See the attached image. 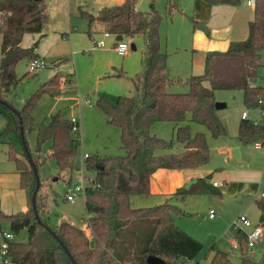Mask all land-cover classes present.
<instances>
[{
	"label": "trees",
	"instance_id": "trees-1",
	"mask_svg": "<svg viewBox=\"0 0 264 264\" xmlns=\"http://www.w3.org/2000/svg\"><path fill=\"white\" fill-rule=\"evenodd\" d=\"M206 1L237 4L241 0ZM137 2L126 0L120 6L105 9L99 16L85 10L81 12L90 22L96 19L105 22L109 32L130 36L142 34L146 42L144 68L134 78V93L120 94L115 101L102 94L96 100L107 115V121L120 129L121 147L125 153L107 156L95 153L84 159L85 167L95 173L85 189L87 230L69 219H63L52 227L40 215L38 200L41 207L47 209V191H43L42 183L36 196L41 221L35 215L32 195L36 178L22 141L19 115L26 138V134L35 128L33 111L38 98L44 91L53 92L59 86L60 76L55 74L47 80L22 107H14L8 95L28 73L19 76L16 64L24 59L40 58L34 46L24 47L21 42L26 33L44 34L48 16L44 0H0V33L3 35L0 99L15 108L0 103L7 110L8 118L0 132V140L16 134L23 144V150H20L11 139L6 155L16 163L20 185L25 189L28 201L25 210L6 213L0 208V225L6 221L16 233L23 229L28 231L27 241L10 240L9 255L13 264H148L149 255L161 257L164 264H179L194 259L203 248L201 240L176 223V216L190 213L171 199H184L191 194H221L209 182L211 174L178 188L167 201L159 204L135 206L132 196L149 194L151 174L158 168H199L208 163L210 148L206 133L192 132L190 122L204 125L216 137L226 132L215 104L218 90L239 88L243 91L247 107L264 111V85L251 84V80L261 75L264 69V0L255 2V17L249 23L248 37L233 41L226 51H208L204 72L184 78L187 86L184 91L168 89L171 83L183 78L169 73L168 54L161 49L162 15L156 8L138 9ZM168 3L171 10L175 1L168 0ZM206 81L209 86L205 85ZM161 121L171 122L176 127V136L184 147L181 152H170L172 140L153 133V126ZM72 127L71 118L61 111L37 127V150L50 142L48 156L55 158L65 170L73 168L79 144ZM238 138L245 144L256 140L264 142V124L242 118ZM28 149L38 169L43 160L39 153L34 155L29 146ZM159 150L166 152L158 153ZM257 205L260 209L259 223L264 226V197L257 200ZM147 222L152 224L151 232L137 231L135 235L134 225ZM237 240V264H264V251L260 258H254L243 231H238ZM205 255L211 257V264H236L227 251L215 249L214 245Z\"/></svg>",
	"mask_w": 264,
	"mask_h": 264
},
{
	"label": "rangeland",
	"instance_id": "rangeland-1",
	"mask_svg": "<svg viewBox=\"0 0 264 264\" xmlns=\"http://www.w3.org/2000/svg\"><path fill=\"white\" fill-rule=\"evenodd\" d=\"M174 1L175 5L171 10L168 8V0H140L138 6L149 8L153 4L162 15L161 47L169 52L168 63L171 73L183 78L182 81L171 83L168 89L184 91L187 89L184 78L190 68L186 59L187 51L191 48L188 44L192 35L190 14L193 0ZM44 4L48 16L45 32L50 40L53 39L54 33L59 35L60 40L43 43L47 35L40 37L31 33L35 35V41L31 40L30 44L36 46L35 44L39 41L36 50L42 48L44 57L40 58L44 60L46 66L30 71V61L26 59L19 61L16 64L18 75L28 73L8 95V98L15 108H20L32 93L40 90L43 84L55 74H59L60 78L61 76L71 77V80L60 83L53 92L44 91L40 95L33 111L35 128L26 134L25 140L32 153L34 155L39 153L40 159L43 160L38 167V172L42 189L47 191V209H43L41 201L38 200L40 215L46 218L52 227H56L63 219L73 220L78 226L87 227L85 192L79 193L74 202L67 200L66 194L76 185L88 184L95 177V173L84 165L85 153L89 155L97 153L100 156L125 153L121 147L120 129L107 121V115L96 104V100L102 94H106L111 101H115L120 94L134 93V78L144 68L141 56L144 57L143 50L146 49V42L142 34L125 35L124 40L130 45L129 53L125 56L118 54L114 43L117 42L116 35L111 33L108 37H104V29L81 14L82 9L95 13L100 5L99 0H44ZM32 35L27 34L23 41L27 43ZM102 38L105 40V45H97L96 41ZM62 39L66 41L62 42ZM132 43L136 45V49L132 48ZM57 59L59 63L55 64ZM262 61L264 63V50ZM251 84L264 85V69L261 75L251 80ZM216 93V100L226 103V107L218 109V115L225 125L226 132L216 137L204 125L190 122L192 132L206 133L210 148V158L206 166L210 167L214 173L234 167L255 168L258 166L257 168L261 171L256 176L261 178L249 182L252 192L241 195H235L233 191L226 194L204 193L194 198L195 201L188 207L193 212L192 217L183 219L191 221L195 226L197 232L195 234L201 236L198 239L203 242V248L191 260V264H211V257L205 255L211 245H214L215 249L228 250L230 257L237 264L239 250L234 247L231 238V236L237 238L238 235L234 221L240 214L247 213L251 221L256 222L260 210L255 197H259L261 191H264V144L255 147L254 143L245 144L238 138V124L242 112L248 110L249 118L264 124V111L260 108L247 107L244 103L243 91L239 88L218 90ZM88 100L90 104L86 102ZM57 111H61L68 118L76 116L81 119L80 130L73 131L79 144L71 170L62 169L55 158L48 156L50 142L44 143L40 150L36 148L38 125L43 120H50L52 114ZM7 121V110L0 104V132L5 128ZM172 125L174 124L171 122L161 121L153 126L152 131L160 137L172 140L170 152H181L184 147L178 140ZM11 139L20 150H23V144L16 134H10L0 140V205L5 211L28 207L27 194L20 185L16 163L6 155ZM235 143L238 144L237 148L241 149L240 156L232 150ZM163 152L166 150L158 151V153ZM137 195L139 194L132 196L133 202L137 205L146 204V197L140 200L136 197ZM148 198L152 199L151 196ZM210 207L217 210L216 218H210ZM1 229L12 232L15 240H28L27 229L16 233L11 230L6 221L1 222ZM151 230L150 222L141 225L136 223L133 227L135 235L137 231L149 234ZM88 233L93 241L92 234L90 231ZM249 251L254 258L261 257L264 251V232Z\"/></svg>",
	"mask_w": 264,
	"mask_h": 264
},
{
	"label": "crops",
	"instance_id": "crops-1",
	"mask_svg": "<svg viewBox=\"0 0 264 264\" xmlns=\"http://www.w3.org/2000/svg\"><path fill=\"white\" fill-rule=\"evenodd\" d=\"M125 1L126 0H99L100 5L97 11L92 14L94 16H99L105 9L120 6ZM139 1L140 0H138V2L136 3V7L140 10H151L153 8H156L153 4L149 8H141L138 6ZM191 8L192 9H191L190 16L194 20H192V27H191L192 35H191L190 42L188 44L190 45L191 48L189 49V51H187L188 57L186 59L187 63H189L190 65V68L185 78L192 74H201L204 72L205 58H206V54L208 51H212V50L226 51L228 50V48L230 47V44L233 41H239V40L246 39L249 35V23L255 17V5L247 4V0L246 1L241 0L240 3H237V4L228 3V2L213 3V2L206 1V0H193V4ZM82 10L87 11L86 9H82ZM93 23H95L97 26L100 25L101 28L104 29V31L106 30L109 31V27L107 26L105 22L99 19H96ZM27 34L32 35L31 33H26L24 37H26ZM118 34H123V33H113V35H116V37ZM35 35H40V37H43L47 34L45 32L44 34L35 33ZM35 35H32V37H29L27 43H25L22 40L21 42L22 46L24 47L34 46L33 44H30V41L31 40L35 41ZM124 37H125V34H123V39ZM59 38H60L59 35L54 33L52 40H50L49 36L47 35V37H45V39L42 42L43 43L55 42L57 41V39L60 40ZM2 39H3V35L0 33V54H1ZM61 41L65 42L66 40L62 39ZM38 42L39 41H37V43ZM114 43L116 44V42ZM36 46H34L35 51L39 54L40 57L43 58L44 52H42L43 51L42 48H40V50H36ZM135 49H136V45H135ZM162 50L166 52L169 56V52H167L164 49ZM144 51H145V48L143 50V53ZM262 54H263V51H262ZM141 59L143 63V56H141ZM55 61H56L55 64L59 63V59ZM169 73L172 76H176L171 73L170 67H169ZM60 79L61 80L59 84L65 81L71 80V77L61 76ZM205 85L209 86V83L206 81ZM242 118H244L243 115L241 119ZM245 118H249V112H248L247 117ZM79 121L81 125L80 118H79ZM172 128L176 131V127L174 125H172ZM237 145L238 144L235 143L232 146V150L237 156H240L241 149L237 148ZM257 167L258 166H256L255 168L248 167V166L234 167L232 169H223L222 171H218L216 173H214V171H212L211 168L207 167L206 165L199 167V168H164V167L158 168L151 174V177H150V192H149L150 195L139 194L136 196L140 198V200L143 199L142 197H146L145 199L146 204L137 205L134 202L133 203L135 206H150V205H155V204L165 202L169 199V195L171 193H174L178 188L183 187V186H188L192 182L196 181L197 178L206 177L209 174H211V178L209 179V182L211 184H213L214 181H218V182L222 181V184H219L217 186L214 185L216 188H218L221 191V194L222 193L226 194L232 191H233L232 193H234L235 195H241V194H245L246 192H252L251 187L249 186V182L259 178L256 176V174L260 172L261 170H259ZM17 174L20 180V175L18 171H17ZM221 187H223V189H220ZM263 192L264 191H261L260 193L261 195L259 197L256 196L255 200H258L264 197L262 195ZM197 195L198 194H194V195L191 194V195H188L184 199L173 198L171 199V202L179 205L185 212L190 213L189 215L185 214V215L176 216L175 217L176 223L186 232H188L192 236L194 235V237H197V239L198 238L200 239L201 236L195 234L197 232L195 230V226L191 223V221L183 219V218L192 217L191 213L193 212L191 208H188V207L195 201L194 198H198L196 197ZM148 196H151L152 199H149ZM0 208L2 209L1 205H0ZM26 208H21L19 210H25ZM211 209H214V208L210 207L209 216H210ZM3 211L6 213H10V212L18 211V210H13V211L7 210L8 212L5 210ZM244 214L248 216L247 213H244ZM216 215H217V210L214 209V216L213 217L210 216V218H216ZM256 222H259V217ZM84 228L88 230L87 227H84ZM0 230H2L1 225H0ZM3 231H8V230L3 229ZM2 232L0 233V243L2 241ZM231 238L233 241L232 244L235 247V245L238 244V240L237 238H235V236H231ZM236 248L238 247L236 246ZM221 250H224V249H221ZM225 251L228 252V250H225Z\"/></svg>",
	"mask_w": 264,
	"mask_h": 264
},
{
	"label": "built area",
	"instance_id": "built-area-1",
	"mask_svg": "<svg viewBox=\"0 0 264 264\" xmlns=\"http://www.w3.org/2000/svg\"><path fill=\"white\" fill-rule=\"evenodd\" d=\"M256 0H247V4L249 5H255ZM104 37H108L111 32L109 31H104ZM97 45L103 46L105 45V40L99 39L96 41ZM129 48L130 45L127 43L124 39L117 40L115 44V49L118 52V54L125 56L129 53ZM46 66V63L44 62L43 59L38 58L30 61V71H35L36 69L40 67ZM90 104V101H87ZM243 117H247L248 111L244 110L242 112ZM71 121L73 123V131H79L80 130V121L79 118L76 116L71 117ZM263 141L262 140H256L254 142V145L256 147L262 146ZM89 154L85 153L84 157L86 158ZM219 184H222V181H214L213 185L217 186ZM87 184H81V185H76L72 190H68L66 194V199L74 202L76 199V196L81 193L85 192ZM264 196V192L262 193ZM210 216H214V209L210 210ZM234 227L238 229V231H243L246 236H247V242L248 246L252 248L255 246V244L260 240L263 232H264V226L259 223V222H253L251 219L244 213L240 214L237 219L234 221ZM13 239V234L10 231H3L2 232V241L0 245V264H13V261L9 255V245H10V240ZM237 245H235L236 248ZM179 264H191V260H186L183 261Z\"/></svg>",
	"mask_w": 264,
	"mask_h": 264
},
{
	"label": "water",
	"instance_id": "water-1",
	"mask_svg": "<svg viewBox=\"0 0 264 264\" xmlns=\"http://www.w3.org/2000/svg\"><path fill=\"white\" fill-rule=\"evenodd\" d=\"M201 24H203V23H201ZM121 39H123V34H118L117 37H116V40H121ZM131 46H132L133 49H135L134 43H132ZM0 103L5 104V105H7V106H9V107H11L12 109L15 110V108L13 106H11L7 101H5L3 99H0ZM215 104H216V108L217 109H221V108L226 106V103L225 102H221V101H216ZM19 118H20L19 127H20V131H21V134H22V141H23V144H24V148H25V150H26V152L28 154V157H29V160L31 162V165H32V167L34 169V174H35V178H36V187H35V189L33 191V195H32L33 209H34L36 217L38 218V220H40V216H39V214L37 212V207H36V196H37L38 189L40 187L41 180H40L38 169H37V167L35 166V164H34V162L32 160V156H31V154L29 152V149H28V146L26 144V140H25V136H24V130H23V125H22V120H21L20 115H19ZM65 250L68 252L67 248H65ZM147 262H148V264H164V260L161 257L156 256V255H149L147 257ZM74 264H76V263L74 262Z\"/></svg>",
	"mask_w": 264,
	"mask_h": 264
}]
</instances>
